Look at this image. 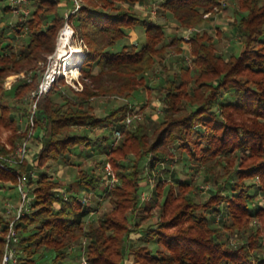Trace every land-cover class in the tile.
Listing matches in <instances>:
<instances>
[{"label":"trees","instance_id":"1","mask_svg":"<svg viewBox=\"0 0 264 264\" xmlns=\"http://www.w3.org/2000/svg\"><path fill=\"white\" fill-rule=\"evenodd\" d=\"M30 1L34 6L31 15L24 22L18 20L10 32V24L0 19V132L11 130L12 143L23 136L17 112L27 110L16 102L37 86L39 73L33 82L20 79L8 89L5 78L46 61L65 22L62 0ZM146 1L84 0L70 14L76 35L84 42L80 66L84 86L69 94L54 83L38 99L35 126L43 133L37 136L41 143L31 161L37 177L33 173L28 180L33 184L31 210L17 222L16 264H63L74 244L81 248L83 237L87 264H126L128 258L131 264H264V205L255 208L257 190L264 191V0H237L231 25L242 47L229 56L223 55L215 34L208 29L194 32L188 42L181 35L166 41V25L136 12L135 4ZM221 3L162 0L160 7L177 19L179 27H189L202 25L209 19L204 13H214ZM5 9H13L12 4ZM139 25L146 34L141 46L124 43L113 50ZM24 29L27 37L22 38L19 35ZM216 34H223L219 26ZM186 45L189 62L181 55ZM170 47L178 54L168 62ZM156 64H162L165 73L152 84L148 73ZM59 82H64L63 76ZM142 89L147 92V102L157 91L162 94V119L151 132L146 122L126 127L129 110L140 109L130 101L113 106L104 115L95 112L92 101L98 96L114 94L128 99ZM3 95L9 100L4 101ZM77 126L121 129L123 136L108 142L107 134L92 137L73 130ZM96 144L106 148L105 161L111 162L118 181L103 187L101 173L78 167L77 187L58 188L59 182L45 166L74 164L75 150L86 153ZM5 151L0 145V152ZM179 161L186 172L197 168L211 181L207 199L196 200L195 182L184 173L174 182L158 174L163 164ZM28 165L24 163L22 168ZM165 170L172 168L165 165ZM17 172L16 167H0V178L16 181ZM151 177L156 180L153 194L142 202L140 189L143 184L148 189L145 181ZM255 178L258 183L251 181ZM82 188L95 198L108 197L111 204L87 228L85 217L101 202H83ZM158 200L162 219L147 223ZM210 210L224 212L222 223H212ZM253 219L259 225H250ZM7 224L8 218L0 214V264ZM236 230L241 231V241L233 244ZM134 231L144 232L160 247L155 252L148 244L128 247ZM41 247L54 251L51 259L42 260Z\"/></svg>","mask_w":264,"mask_h":264},{"label":"rangeland","instance_id":"2","mask_svg":"<svg viewBox=\"0 0 264 264\" xmlns=\"http://www.w3.org/2000/svg\"><path fill=\"white\" fill-rule=\"evenodd\" d=\"M62 1L67 2V4H64V6H62L64 16H65V22L60 27V29L65 25L66 22H69L74 29L73 38L70 41L72 43L71 45H76V46H79L80 48L82 47L83 52L80 56H77V57L74 56L75 58L73 62H71L68 65L67 75H62L64 78V82H59V79L62 77L60 76L58 81L55 83H58V87L64 88V90H66L69 94L70 93L73 94L72 90H81L84 86L83 81L81 79L80 66L82 63V58L85 52L84 51L85 48H84L83 39L79 38L76 35L74 25L70 20V14H71L70 12L73 8V1L72 0H62ZM161 1L162 0H148L146 2H137L135 4V9H136L137 14L148 16L152 18L155 22L163 23L164 25H166V32H167L166 41L170 40L171 37L174 35H181L183 36V39L186 42H188L194 32H202L205 29H208L209 31L212 32V34H215L214 36L217 39L216 41L219 44V48L222 51L224 56H229L232 53H238L239 50L241 49L242 45L237 35V32L231 25L232 20L236 17L235 7L238 6L237 0H222L221 6L215 7L214 13H211V11L204 13V17H207L209 19H205V22L202 25L192 24L189 27H179V23L177 19L170 13L168 12L165 13V11L161 9L160 7ZM12 2L13 0H0V19H2V21H4L6 24H10L8 32L12 30L11 26L16 24L18 20H23L24 22L27 19V17L31 15L32 10L34 9L33 3L30 0H27L26 2L21 4V8H23L24 10H27L28 12H22L21 10L17 12L14 9L6 10L5 9L6 5L12 4ZM67 14H69L68 17H67ZM218 26L223 33L221 37L217 36L216 34ZM59 31L56 37L55 48L50 53L47 54V60L39 61L37 65L38 67L35 69H30L27 71L24 70L19 73H13V74L8 75L5 78V82H4V87L6 89L10 88L11 85H13L16 81L20 79H24L27 82H33L36 72L39 73V77L36 80L37 84L38 82H40L47 67L56 58V47L59 41L58 40ZM21 35H22V38L23 36L27 37V29H24L19 36L21 37ZM145 40H146L145 28L142 25H139L136 28L131 29V31L129 32V35L126 38L119 40L114 46L113 50L120 49L124 43H136L137 46H141L142 43L145 42ZM177 54L178 52L176 51V49L170 47L166 53V60L168 62L174 61ZM181 55H183L186 59H188V62L191 60V56L189 54L187 45L185 46L184 51L182 52ZM172 64H176V63L173 62ZM94 71L96 72L97 68H95ZM164 73L165 72L163 71L162 64L161 65L156 64L155 68L152 69L150 73H148L149 74L148 77L150 78V81L153 84L154 82L160 80V78L162 77ZM35 88L36 86L32 88L31 90H29L27 93H25L22 99L20 100L14 99L15 101L19 100L16 102V104L23 106V107H27L26 112H24L25 110H22V109L21 111L17 112L18 121H19V132H22L23 136L20 139L12 143L9 140L11 136V130L3 129L0 132V145H4L6 147V151L0 152V155L7 156L10 153L11 154L14 153L16 147L20 144V142L28 138L29 147H30L29 155L24 161V163H29V165L26 168H22V165L24 164L22 163L21 165H17L16 168L19 171H33L34 176L36 178L37 171L31 167V161L36 158L38 154V150H39V149L37 150V148H39L40 143H41V139H39L40 137H37V136H42L43 132L41 128L35 126V117L33 118L34 124L30 123L31 110L32 109L37 110L38 108V99L36 102L35 99L31 97V92ZM161 95L162 94L159 91H157L153 99L147 102V92L146 90L142 89V90L135 91L133 95L129 97L128 99L124 98L123 96H119V95L106 94L103 96H98L97 98L93 99L92 102L95 105V112L99 115H104L113 106L120 105L127 101H130V103L133 106H136L140 109L136 111L134 109L133 110L130 109L127 115H134V113L137 112L139 113L140 116L133 117L131 124L126 125V127L135 126L138 122H146L151 132L154 128V125L159 120L162 119V106H161L162 96ZM3 100L8 101L9 100L8 96L3 95ZM34 101L36 102V106H37L36 108L34 107V103H35ZM97 129H102V130L100 132L99 131L96 132L95 131L96 129L85 130L84 127L82 126H77L73 128V130H77L78 132H82V133L88 132L92 137H95L97 136V134H100V133L107 134L109 136L108 142H111L112 140L115 139L114 131L111 128H97ZM32 131H33V134H32ZM122 136H123V133H122ZM34 151H36L35 154H34ZM106 151H107L106 148L102 146L101 144H98V145L96 144L95 148H93L92 150L86 153L85 152L82 153L81 149L78 148L74 152V157H73L74 164L73 163H69V164L53 163L49 167L45 166V169H47L49 173L51 174V176L59 182L58 188L61 189L63 187H67L69 184H73L76 186V183H77L76 175L78 173V167L88 168L89 170L93 169L98 173H101V174L103 173V165L106 162H109V161H105ZM165 165L172 168V171H166ZM0 167L3 168L1 164H0ZM3 169L7 170V168H3ZM158 172H159L158 174H160L162 178L166 179L167 181L169 180L171 182L176 181L179 174L181 173H184L188 178H192L196 185L195 188L193 189V193L197 201L205 200L210 195V187L212 183L205 176H203L202 173H200V171L197 168L191 167L186 172L185 168H183V163L179 161L172 165L163 164V169H159ZM145 173H146V170L143 172V174ZM16 180H17V174H16ZM6 181H7V185H4ZM117 181H118V177H117ZM117 181H115V183ZM251 181H254L256 183L259 182L258 178H255ZM146 182L149 185L148 189H147V186L145 187V184H143V186L140 189L142 202L149 200L150 196L153 194L152 192L156 185V180L155 178H152V177L149 179V181L146 180L145 183ZM15 183L16 181L12 179L0 178V214L8 218V221L11 219L12 215L9 214L7 210V206L4 205V203L9 201L14 204H18L20 200ZM27 185L29 187V190L31 191L33 188V184L27 183ZM250 191L253 193L254 188H252ZM86 192L87 191H85L84 189H81L82 195H84ZM257 193H258V196L256 197L257 198L256 200L260 203L255 202V208L260 206V204L264 205V191L257 190ZM87 195L89 199L86 202H92L94 204L96 202V199H100L101 203L97 210L92 211L88 216L85 217L86 228L89 227L91 223H94V224L97 223L101 214L105 212L106 210L110 209L111 207L108 197L102 196L99 198H95V195L93 193H87ZM159 201L160 200L155 202L154 208L150 212L151 216L147 219V223L149 222L155 223L162 219V215H161L162 212H161ZM209 212L213 220L212 222L213 224L218 225L222 223V216L224 213L223 211L216 213L215 211L210 210ZM131 215H135V213H132ZM250 225H253V226L259 225V221L257 219H253L250 222ZM240 232L241 231L239 230L235 231L233 237L231 238L233 244H237L241 241V239H239L241 238ZM19 237H20V234H19ZM81 240L83 242L81 244L82 245L81 248L78 243L74 244L72 246L70 257L63 264H87V260H86V257L84 255V250H83L84 249L83 247L86 245V238L83 237L81 238ZM132 244H135V245L148 244L154 252L160 247L155 239H148L146 235L144 234V232H136V231L132 232L130 239L127 240L128 247H130ZM38 251L39 253L43 254L44 259L42 260L51 259L52 256L54 255V251L46 247H41L39 248ZM131 260L132 259L128 258L126 260V264H131Z\"/></svg>","mask_w":264,"mask_h":264},{"label":"built area","instance_id":"3","mask_svg":"<svg viewBox=\"0 0 264 264\" xmlns=\"http://www.w3.org/2000/svg\"><path fill=\"white\" fill-rule=\"evenodd\" d=\"M27 0H13L12 5L15 11L28 12L21 8V4L26 2ZM73 8L70 13L77 12L82 6L83 0H72ZM69 14H67V17ZM191 31V30H190ZM74 29L69 22H66L65 25L59 31L58 37V45L56 47V58L54 61L47 67L42 79L38 82L36 88L31 92V97L37 99L43 94L48 92L52 85L58 81L59 77L62 75H67V64L66 58L61 55L60 48L61 45L70 46L72 43L70 42L73 38ZM65 37V39H63ZM34 101V102H35ZM36 102L34 103V107L36 108ZM36 113V109L31 110L30 115V123L34 124V116ZM139 113L135 112L134 115H127L124 122L125 125H130L133 117H139ZM33 134V131H32ZM122 136V130L116 129L114 131V137L117 141ZM29 139L26 138L16 147L14 153H10L7 156L0 155V164L3 168L10 169L11 167H16L17 165H21L24 163L26 158L29 155ZM33 174V171H19L17 172V180H16V188L19 194V202L18 204H14L12 202H5L4 205L7 206V210L10 215H12L11 219L8 221L7 230L5 234L6 243L5 249L3 253V258L1 264H16L18 262V254L15 243L19 240V230L17 228L18 220L27 212L31 210V202L33 199V195L29 190L27 185L29 180V175ZM103 187H110L115 184L117 181V176L112 168L110 162H106L103 165ZM62 189V188H61ZM64 191V189H62ZM64 197L67 198V193L64 192ZM82 201H88L89 197L87 194L82 196Z\"/></svg>","mask_w":264,"mask_h":264},{"label":"bare ground","instance_id":"4","mask_svg":"<svg viewBox=\"0 0 264 264\" xmlns=\"http://www.w3.org/2000/svg\"><path fill=\"white\" fill-rule=\"evenodd\" d=\"M63 39H65V37H63ZM60 52L61 55L64 56V58H66V64L68 66L71 62H73L75 57L80 56L82 54L83 49L82 47L80 48L79 46L76 45L65 46L64 44H62L60 48Z\"/></svg>","mask_w":264,"mask_h":264},{"label":"crops","instance_id":"5","mask_svg":"<svg viewBox=\"0 0 264 264\" xmlns=\"http://www.w3.org/2000/svg\"><path fill=\"white\" fill-rule=\"evenodd\" d=\"M61 3H62L63 5L66 4V2H63V1H61ZM101 130H102V129H96L95 131H96V132H97V131L100 132ZM38 149H39V148H37V150H38ZM37 150H36V151H37ZM36 151H34V154H35ZM66 166H67V165H66ZM4 185H7V181L4 183ZM82 189H83V188H82Z\"/></svg>","mask_w":264,"mask_h":264}]
</instances>
